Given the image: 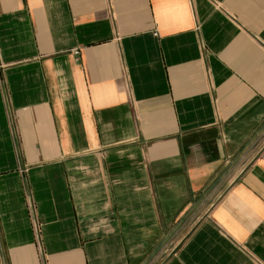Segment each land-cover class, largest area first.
Segmentation results:
<instances>
[{
	"label": "crops",
	"instance_id": "obj_1",
	"mask_svg": "<svg viewBox=\"0 0 264 264\" xmlns=\"http://www.w3.org/2000/svg\"><path fill=\"white\" fill-rule=\"evenodd\" d=\"M156 262L264 264V0H0V264Z\"/></svg>",
	"mask_w": 264,
	"mask_h": 264
},
{
	"label": "built area",
	"instance_id": "obj_2",
	"mask_svg": "<svg viewBox=\"0 0 264 264\" xmlns=\"http://www.w3.org/2000/svg\"><path fill=\"white\" fill-rule=\"evenodd\" d=\"M75 54H79L78 52H76ZM32 210H33V208H32ZM34 213V212H33ZM35 230H36V233L38 234V227H37V225L35 224Z\"/></svg>",
	"mask_w": 264,
	"mask_h": 264
},
{
	"label": "rangeland",
	"instance_id": "obj_3",
	"mask_svg": "<svg viewBox=\"0 0 264 264\" xmlns=\"http://www.w3.org/2000/svg\"><path fill=\"white\" fill-rule=\"evenodd\" d=\"M155 264H159V262H156Z\"/></svg>",
	"mask_w": 264,
	"mask_h": 264
}]
</instances>
